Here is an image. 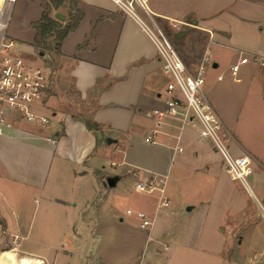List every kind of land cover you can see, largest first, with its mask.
I'll use <instances>...</instances> for the list:
<instances>
[{"label":"crops","instance_id":"0c3cea01","mask_svg":"<svg viewBox=\"0 0 264 264\" xmlns=\"http://www.w3.org/2000/svg\"><path fill=\"white\" fill-rule=\"evenodd\" d=\"M74 1L52 15L62 12L66 23L79 9L78 26L60 52L42 56L52 60V88L34 109L49 122L20 119L0 134V264H196L197 256L199 264H236L226 254L231 239L243 237L242 228L260 235L264 219L246 216L245 194L264 216V173H254L258 193L251 185L250 195L196 129L171 117L159 125L154 111L165 108L167 77L141 22L114 0ZM7 3L0 0V33L28 58L37 53L33 22L43 0H16L6 14ZM149 7L152 17L137 7L141 20L175 35L191 70L211 53L204 92L234 125L228 111L253 84L264 96L257 60L264 58V0H150ZM232 137L238 155L261 164ZM153 174L166 177L163 193L135 189ZM137 211L152 218L150 230Z\"/></svg>","mask_w":264,"mask_h":264},{"label":"built area","instance_id":"2783aa9c","mask_svg":"<svg viewBox=\"0 0 264 264\" xmlns=\"http://www.w3.org/2000/svg\"><path fill=\"white\" fill-rule=\"evenodd\" d=\"M16 0H8V10ZM150 0H114L124 12L138 19L149 38L155 45L163 72L169 77L166 85L165 108L156 109L159 125L164 118L171 117L181 122V127H192L198 131L199 137L212 144L214 150L220 154L224 168L230 177L239 180L247 193L253 194L248 180L256 169V160L248 153L233 154L229 140H233L231 133L223 122L212 103L204 92L205 68L211 64V53L200 62L196 70H191L165 30L152 18L151 22L141 20L137 7L149 16ZM6 12V14H7ZM15 43L8 40L1 30L0 33V134L13 128L15 121L27 118L29 121L48 123L49 120L34 112V105L41 103L49 95L52 88L51 73L42 64H33L14 50ZM264 65V58H258ZM245 61V60H243ZM234 73L238 64L232 67ZM15 111H18L15 112ZM154 130L148 135V140L155 143ZM183 151L182 147L178 148ZM166 177L153 174L145 181H138L135 189L139 192L153 193L165 191ZM161 205L168 207L170 201L164 198ZM128 214L133 210L128 209ZM143 229L150 230L152 218L144 211L136 212Z\"/></svg>","mask_w":264,"mask_h":264},{"label":"rangeland","instance_id":"374dc122","mask_svg":"<svg viewBox=\"0 0 264 264\" xmlns=\"http://www.w3.org/2000/svg\"><path fill=\"white\" fill-rule=\"evenodd\" d=\"M65 21L66 19L64 20V22ZM165 32L169 36L170 40L175 43V35L171 34V32L169 31ZM49 41L53 46H56L57 39L55 37L50 38ZM53 53L55 52L53 51L50 54ZM27 57L28 58L26 59L28 62L33 64H42L47 68L52 64L50 56L42 58L38 51L36 54L30 53ZM166 77L168 82L169 77L167 75ZM207 85V83L204 84L205 89H207ZM251 90V93L241 105L228 111L233 114L232 121L234 125L229 124L227 120L226 122H228L227 126L232 132V135L241 143V145L250 149L260 161L261 164L256 161L255 172L264 173V96L260 95L259 85H257L256 83L253 84ZM35 105L39 106L40 103H36ZM33 111L38 113L35 109ZM15 112L18 113V111ZM21 121L25 124H35L33 121H29L27 118H21ZM232 142L233 141L229 140L231 151L233 152V154L238 155L239 149L236 147L234 142ZM222 176L227 177L226 174H223ZM254 178L255 174H252L251 176H249L248 180L250 181V184L252 185L254 191L258 193V188L254 182ZM236 182L240 184L239 180H236ZM259 183L262 188L263 182L258 181V185ZM245 196V214H247L246 216L254 218L255 220H257V218L264 219L263 215H259L257 217V208L255 204L250 201V198L246 194ZM263 207L262 205L260 206L261 212H263L264 214ZM261 221L262 222L260 223L261 229L259 236H254L253 239L251 237H247V232L249 234V231L245 228H242L243 232L241 235H243V237L235 236L231 239L232 247L230 248L229 253L226 254H228L229 258L232 259L236 264H264V220ZM226 223L227 225L229 224V222ZM242 240L244 241L243 244L239 245V241L242 242ZM200 260L203 259H200V257L197 256L195 258L196 264H199Z\"/></svg>","mask_w":264,"mask_h":264},{"label":"trees","instance_id":"16d2710c","mask_svg":"<svg viewBox=\"0 0 264 264\" xmlns=\"http://www.w3.org/2000/svg\"><path fill=\"white\" fill-rule=\"evenodd\" d=\"M73 3L74 0H43V13L42 17L33 22V27L35 28L37 34L34 42L38 53L41 56L50 54L51 52L58 53L60 52V47L65 36L75 29L79 21L82 18V12L77 9L74 13L71 14L69 21L64 23V20H59L52 15L54 9L58 10L66 3ZM55 37L57 39L56 46H53L49 41L50 38ZM89 126L92 125L89 123Z\"/></svg>","mask_w":264,"mask_h":264},{"label":"water","instance_id":"95a60500","mask_svg":"<svg viewBox=\"0 0 264 264\" xmlns=\"http://www.w3.org/2000/svg\"><path fill=\"white\" fill-rule=\"evenodd\" d=\"M5 9H6V12H7V10H8V3L6 4ZM55 17L57 19H59V20H65V15L62 12H60V11H57L55 13ZM184 34H185V31H181V32L178 33V36L180 37V36H182ZM41 55H43V54H41ZM108 142H112V140L111 139H108ZM108 182H109V184L113 185L115 183V179L114 178H109L108 179Z\"/></svg>","mask_w":264,"mask_h":264}]
</instances>
